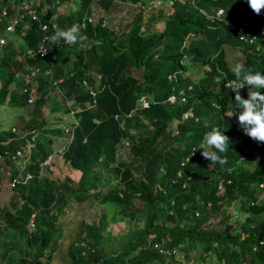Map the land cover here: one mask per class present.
Segmentation results:
<instances>
[{
  "label": "trees",
  "instance_id": "1",
  "mask_svg": "<svg viewBox=\"0 0 264 264\" xmlns=\"http://www.w3.org/2000/svg\"><path fill=\"white\" fill-rule=\"evenodd\" d=\"M23 1L0 0V17L8 12L0 23V38L10 20L24 12ZM64 1L36 4L40 20L49 24L47 33L32 22L27 32L18 27L16 39L0 49V106L29 109V100L35 98L31 117L18 133L11 129L0 136V167L13 173L9 178L0 171V193L5 180L11 182L21 173L11 156L25 152L31 135H24H39L25 171L34 178L16 185L11 208L0 212L6 226L18 231L28 248H35L34 254L30 249L22 253L20 264H44L47 251L66 253L68 264H191L212 256L209 264H264V158H247L254 140L242 133L234 115L235 92L225 87L236 80L230 70L234 61L264 73V53L251 54L247 44L257 33L261 41L264 10L251 18L246 0H174L166 22L158 23L164 24L163 31L156 35L155 24L146 27L143 0H98L105 15L97 23L88 22L95 0H81V9L67 17L57 12ZM123 3L134 14L119 32L112 22L113 15L126 9ZM84 22L83 43L61 40L58 47L48 41L47 58L34 61L28 54L45 35L54 34L53 24L66 28ZM252 25L254 30L249 29ZM187 60L204 71L197 84ZM36 67L42 73L31 77ZM46 70L51 74L44 75ZM220 74L226 78L217 84ZM60 80L57 87L71 102L64 114L74 112L77 121L68 125L69 133L43 117L53 83ZM248 92L246 86L240 94L247 99ZM141 95L153 100L149 109L137 110ZM172 96L177 103H170ZM51 111L56 114L61 106L53 103ZM213 128L229 137L228 151L219 153L223 164H210L199 150ZM62 137L69 144L61 146L65 151L51 167H45L47 176L41 164ZM122 148L128 151L127 160L119 156ZM256 148L264 154V144ZM62 165L64 179L55 178L53 171ZM74 171L81 173L75 186L68 177ZM106 173L113 178L106 179ZM114 178L119 181L116 187L102 191ZM98 201L122 206L121 213L134 223L120 242L105 232L107 214L97 224L77 219ZM72 211L75 219L69 217ZM33 216L36 227L29 230ZM218 216L221 224L206 228Z\"/></svg>",
  "mask_w": 264,
  "mask_h": 264
},
{
  "label": "rangeland",
  "instance_id": "2",
  "mask_svg": "<svg viewBox=\"0 0 264 264\" xmlns=\"http://www.w3.org/2000/svg\"><path fill=\"white\" fill-rule=\"evenodd\" d=\"M98 0H95L92 4H91V8H92V15L93 19L95 20V23H97L98 19H101V17H103V11L102 8L99 6ZM120 0H116L115 2H119ZM144 2V9L146 10L145 12V24L146 27L149 25H154V32L157 35V33H161L163 31V26L164 24H160L158 25V23H161V20L163 22H166V17L169 16V13L171 12V8L170 6H168V1L169 0H165L164 1H158V0H143ZM157 2V3H156ZM156 3V4H155ZM124 4V3H123ZM155 4V6H154ZM81 5L82 2L81 0H65L63 2V4L61 5V7L58 9V14L62 15V16H69L75 12H78L81 9ZM14 8H18L17 5H14ZM125 8L128 7L127 4H124ZM252 14L254 15L255 13L251 10ZM132 9L131 11H128V8H126L125 10H121L118 13H116L115 15H113V19L114 21L112 22V25L114 24V29L118 30L120 32V30H122L123 28L126 29V25L128 23H130V21L133 18V15H131ZM137 13V11L135 12ZM43 14V13H42ZM45 14V13H44ZM134 14V13H133ZM111 17V16H110ZM158 25V26H157ZM146 32L149 31L148 28H146ZM144 29V30H145ZM15 36L14 35H8V41L9 39H14ZM16 39V38H15ZM17 42H21V40H17ZM1 49V47H0ZM232 52L228 53V56L230 55V58L232 57ZM1 54V53H0ZM241 62H243L244 57L240 59ZM240 62V61H239ZM188 66H191V70L192 71V75L191 76V80L194 84H197L199 82V79L202 78L204 76V71H202L201 69H199V65H194V67L189 63V61L187 60L185 62ZM237 62H232V65H234ZM72 65V64H71ZM70 65V67H71ZM208 71V69H206ZM130 72V71H129ZM133 73V72H130ZM91 75L94 76L95 79L100 80V78L98 77L97 74H95L94 72H90ZM134 76L138 77L140 76V73L137 74V72L135 71ZM54 87L53 90H51L50 92V100L48 101L47 105L45 106V108L43 109V117L48 119V123L51 125H60L63 126V129L68 128V125L71 124L72 122H76L74 120V112H71L70 114H64L65 109H69V107L71 106V102L66 101L63 97L64 95V91L60 88H58L57 86H52ZM264 91V90H262ZM35 99V98H34ZM58 103L61 106V111L58 113H54L52 112V106L53 103ZM35 104L30 105L29 109H21V108H13L9 105H4V106H0V136L4 135L5 132L8 133L10 132L11 129H17V133H18V128L21 127L23 125V123L28 122L31 114L30 112L32 111L33 107ZM59 118H62V120L60 122H56L58 121ZM13 132V131H12ZM67 144H69V140L66 137H62L59 140L55 141V148L56 151H61L63 152L64 148L61 146H66ZM60 147V148H59ZM125 147H128V144L125 145ZM30 152V151H29ZM128 151L125 149H121L119 152V156L121 158V160H127L128 159ZM17 164H20V162H17ZM251 167H253V165L251 164ZM45 169V168H44ZM54 172V176L55 178H62L64 179L65 177V168L62 166H58L56 167V169L53 171ZM44 173H46L45 175H49V173H47V170H44ZM70 175H68V177H70L73 181V186H75L80 177H81V173L79 172H70ZM115 177V176H114ZM105 178H113L112 174L110 173H106L105 174ZM118 180L116 178L111 180V183L109 184V186L107 187H103L101 188L102 191L107 192L109 189H112L113 187H116V185L118 184ZM2 192L0 193V212L4 209V208H11V197L13 194L12 191V187L10 185V182H7L5 180L4 185L2 187ZM222 188V187H221ZM221 192H223V189ZM261 192L263 193V197H264V190H261ZM229 212H231V214L233 216L237 215V211L232 210V209H228ZM77 211V210H76ZM122 212V206L115 204V203H106V204H101V202H96L94 204V206H92L86 213H84V215L78 217L77 219H82L84 220V222L88 223V224H97L103 217V214H107L106 215V219H107V229H106V233H109L112 235L113 239H116L117 241L120 242V238H124L125 236H127L130 232V230L134 229V223L131 224V221H129V218H127ZM81 215V213L79 214ZM73 219H75V211H72L69 214V217H73ZM245 217H247L246 215L242 217V219H244ZM66 218H61V222H64ZM223 220L222 216H218L214 219H212V221L206 226V228H211V226L217 227L218 225L221 224V221ZM235 222V219L231 220V223ZM61 224H59L60 226ZM140 226H143V224L140 223ZM64 228V227H63ZM0 230H1V234H0V264H20V261L24 258L22 253L26 250L29 251L30 247L28 248V244L25 241V238H23L21 236V234L17 231L14 230H10L4 220L0 218ZM30 252H32V254H34L35 252V248L30 249ZM198 256V255H197ZM195 258V257H193ZM197 258V257H196ZM212 258L214 259V256H212ZM192 260V258H190ZM213 259H207V261H199L198 260H194V262L191 261V264H209L211 263V261ZM30 262L33 261V258L29 259ZM44 264H68V259L66 257V253H61V252H56V253H50V251H47L45 253V257L43 259ZM216 263V262H215ZM214 263V264H215Z\"/></svg>",
  "mask_w": 264,
  "mask_h": 264
},
{
  "label": "clouds",
  "instance_id": "3",
  "mask_svg": "<svg viewBox=\"0 0 264 264\" xmlns=\"http://www.w3.org/2000/svg\"><path fill=\"white\" fill-rule=\"evenodd\" d=\"M246 3L255 13L253 15L250 12L251 18L255 17L256 14H261L262 10H264V0H246ZM52 27L54 34L47 39L53 44H57L63 40L65 43L71 45L83 43L87 40V37L81 35V26L78 23H74L66 28H61L57 24H54ZM255 27V25H252L249 26V29L254 30ZM262 33H264V29L260 32L261 41L259 40L258 33L255 34V41L252 43H250V40L247 41V44L252 46L249 52L253 55L264 53V35ZM230 70L236 77V80H229L225 87L231 88L235 92V102L238 107V112L234 115L238 119L242 133L253 139V145H255L251 146L250 150H248L247 155H250V157L247 158L261 161L264 158V154L260 149L258 150L256 148V145L264 144V91H262L264 90V73L252 68H246L240 62L231 65ZM225 78L226 76L224 74H220L215 77V83L221 84ZM246 86L249 88L247 99L243 98L240 94L241 89H244ZM228 140L229 137L221 133L218 128H213L205 134L204 140L199 146V150H202V157L210 161V164H223L225 160L219 153H226L228 151ZM261 188L264 189V184L261 185Z\"/></svg>",
  "mask_w": 264,
  "mask_h": 264
},
{
  "label": "built area",
  "instance_id": "4",
  "mask_svg": "<svg viewBox=\"0 0 264 264\" xmlns=\"http://www.w3.org/2000/svg\"><path fill=\"white\" fill-rule=\"evenodd\" d=\"M41 1V0H24L22 3V9L24 12H22L21 14H18L17 16H15L14 18H12L10 20L9 25L6 27V35L0 38V47H4L7 43H8V35H13L16 31V29L18 27H22L24 30V32H27V30H29L31 28V23L32 22H38L40 23L41 29L43 32L47 33L49 31V24L42 22L40 20L41 17V13L39 12V10L37 9V3ZM60 2V0H59ZM58 2V3H59ZM160 2V1H159ZM180 2L184 3V0H180ZM175 1L174 0H169L168 1V6H170L171 8L174 6ZM61 7V4L59 6V8ZM58 8V9H59ZM222 12H220L221 14ZM8 16V12L4 11L2 14V17H0V23H3V19L5 17ZM27 18H30V21H26ZM88 22L89 23H95V20L92 17L88 18ZM56 24V23H55ZM229 26L232 28V30H235V28L233 27L232 24L228 23ZM54 25V24H53ZM82 29L86 28V23L84 22L81 25ZM262 35H264V33H262ZM48 37H50L49 35H45L44 39L42 40L41 44L39 45L38 48L36 49H32L28 51V54L33 58L34 61H37L38 59H44L47 58L49 55V47L47 46L48 43ZM243 40H247V38H243ZM256 38L253 37V39L250 40V43H252L253 41H255ZM263 41H264V37H263ZM67 44V43H66ZM57 46L59 47L60 44H57ZM41 53H46V54H41ZM42 73L40 68H32L31 69V77H36L38 74ZM51 71L46 70L44 72V75H50ZM170 79H172V77H169ZM62 80L58 81V82H54L53 86H57L58 83H61ZM84 85L87 86V82H84ZM171 104H175L177 103V98L176 96H172L169 99ZM35 103L34 99H30L29 100V105H32ZM153 104V100L146 96V95H141L140 98L138 99V103H137V110H145V109H149L150 106ZM131 117V115H130ZM187 117V116H186ZM119 117H117L118 119ZM66 133L70 132V128H66L64 129ZM14 133H17V130L14 128L13 129ZM31 135L30 140L28 141V143L25 146V152L23 151H18L16 153V155L11 156V159L13 161L14 166H16V168L18 170L21 171L20 175L13 178V180L10 182V185L12 187V189H14L16 187V185H27L28 182L30 180H32L34 178V175L32 173H25L26 171V167L27 164L29 163V159H30V155H31V151L35 145V142L38 138V133L36 132H31V133H27L25 136ZM30 151V152H29ZM65 149L63 150V152L61 151H55L53 152L45 162H43L41 164V167L45 168V167H51L53 165V161L55 157L61 156L64 153ZM7 154V153H6ZM3 156L0 155V162L2 161ZM17 162H20V164H17ZM0 171L3 173H6V175H8L9 178H11L13 176V173L11 172L10 169H6L4 167H0ZM36 224H35V216L32 217L28 229L29 230H33L35 229Z\"/></svg>",
  "mask_w": 264,
  "mask_h": 264
},
{
  "label": "crops",
  "instance_id": "5",
  "mask_svg": "<svg viewBox=\"0 0 264 264\" xmlns=\"http://www.w3.org/2000/svg\"><path fill=\"white\" fill-rule=\"evenodd\" d=\"M102 11H103V10H102ZM103 13H104V11H103ZM104 15H105V13H104ZM104 15H103V16H104ZM90 17H92V18H93V16H90Z\"/></svg>",
  "mask_w": 264,
  "mask_h": 264
}]
</instances>
